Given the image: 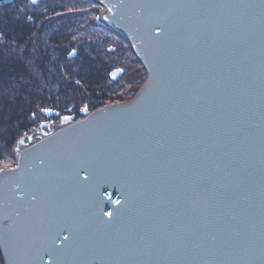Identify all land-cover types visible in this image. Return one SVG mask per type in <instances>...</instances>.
Here are the masks:
<instances>
[{"label":"water","instance_id":"obj_1","mask_svg":"<svg viewBox=\"0 0 264 264\" xmlns=\"http://www.w3.org/2000/svg\"><path fill=\"white\" fill-rule=\"evenodd\" d=\"M95 1L145 80L18 136L3 263L264 264V0Z\"/></svg>","mask_w":264,"mask_h":264},{"label":"trees","instance_id":"obj_2","mask_svg":"<svg viewBox=\"0 0 264 264\" xmlns=\"http://www.w3.org/2000/svg\"><path fill=\"white\" fill-rule=\"evenodd\" d=\"M1 1L0 167H11L15 140L47 120L42 110L79 118L84 105L128 100L146 75L124 39L92 23L101 9L94 0ZM115 67L120 83L108 77Z\"/></svg>","mask_w":264,"mask_h":264},{"label":"flooded vegetation","instance_id":"obj_3","mask_svg":"<svg viewBox=\"0 0 264 264\" xmlns=\"http://www.w3.org/2000/svg\"><path fill=\"white\" fill-rule=\"evenodd\" d=\"M29 1V0H28ZM1 2H3V1H1L0 0V3ZM28 19H30V18H28ZM89 23V21L86 23V24H88ZM92 23H95V27H97L98 28V30H100V32L101 33H104V30L106 31H109V32H111L112 34H114L115 35V37L117 38V37H120V38H122V39H124L123 37H121L119 34H117L116 32H114L112 29H110V28H108V27H106L104 24H103V22L101 21V17H100V13L98 14V16L96 17V19H95V21L94 22H92ZM98 26H102V28L101 27H98ZM125 40V39H124ZM126 41V40H125ZM127 43H128V41H126ZM129 44V43H128ZM129 46H130V44H129ZM131 48V47H130ZM132 50V49H131ZM74 52V54L72 55V53ZM133 52V51H132ZM134 54V53H133ZM76 55V49L75 48H73V49H71L70 50V57H74ZM135 55V54H134ZM136 57V56H135ZM137 58V57H136ZM138 59V58H137ZM139 61V60H138ZM117 68H120V67H115V68H112L109 72H108V77H109V74H110V72L112 71V70H114V69H117ZM124 74V73H123ZM123 74L117 79V80H111L110 79V77H109V79H110V81L111 82H113V83H120L121 82V78L123 77ZM138 90V89H137ZM136 90V91H137ZM133 97V96H132ZM132 97H130L129 99H131ZM128 99V100H129ZM128 100H126V101H128ZM119 102H125V101H118V102H110V103H119ZM106 104H108V103H106ZM103 105H105V104H103ZM100 106H102V105H100ZM82 107H86L85 105L84 106H82ZM82 107H81V109H82ZM99 107V106H98ZM97 108V107H96ZM81 109H80V115H81ZM86 109H87V107H86ZM95 109V108H94ZM48 110H51L52 112H53V114L52 115H50V116H48V118H47V121H51V122H53V123H56L57 122V120H58V118L61 116V115H63V114H59L58 112H56V111H54V110H52V109H48ZM93 110V109H92ZM87 111H91V110H88L87 109ZM70 112H68V113H65V114H67V115H70L69 114ZM70 116H73V115H70ZM73 118H74V116H73ZM75 119V118H74Z\"/></svg>","mask_w":264,"mask_h":264},{"label":"rangeland","instance_id":"obj_4","mask_svg":"<svg viewBox=\"0 0 264 264\" xmlns=\"http://www.w3.org/2000/svg\"><path fill=\"white\" fill-rule=\"evenodd\" d=\"M137 69H138V67H137ZM133 71H135V70H133ZM138 71V70H137ZM140 73H142V72H140ZM133 76H136V74H134Z\"/></svg>","mask_w":264,"mask_h":264},{"label":"snow or ice","instance_id":"obj_5","mask_svg":"<svg viewBox=\"0 0 264 264\" xmlns=\"http://www.w3.org/2000/svg\"><path fill=\"white\" fill-rule=\"evenodd\" d=\"M65 239H67V237Z\"/></svg>","mask_w":264,"mask_h":264}]
</instances>
